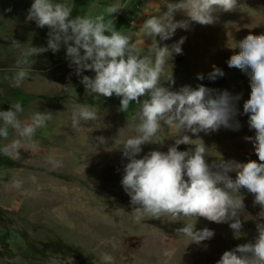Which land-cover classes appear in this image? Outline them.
Wrapping results in <instances>:
<instances>
[{"label": "rangeland", "instance_id": "rangeland-1", "mask_svg": "<svg viewBox=\"0 0 264 264\" xmlns=\"http://www.w3.org/2000/svg\"><path fill=\"white\" fill-rule=\"evenodd\" d=\"M54 2L73 5L72 17L94 19L104 15L106 23V7L121 8L113 14L116 30L132 37L141 56L152 53L154 63L153 41L146 38L143 22L162 15L167 10L165 0H152L147 12L145 0ZM32 3L33 0H0V111L10 110L11 104L18 102L23 108L18 116L22 125L30 124L38 111L51 112L52 118L35 133L37 147L25 145L19 150L21 159L14 160L0 152V264H106L105 254L114 258V264H216L225 251L254 242L256 225L264 223V218L259 217L261 208L254 205V197L246 189H241L244 209L240 213L243 228L239 237L228 224H217L203 217L196 221L184 217L174 220L170 216L151 219L147 215L140 222L134 219L138 206L131 205L121 185L129 161L123 157L120 145L137 134L135 129L140 121L135 113L140 105L132 102L128 113H124L118 111L120 98L94 99L86 93L81 77L69 67L63 45L55 54L50 50L38 56L26 53L31 46L46 47L49 32L47 27L38 28L34 21L26 22ZM214 15L218 17V34L221 30L224 37H227L225 33H233L234 47L249 34L264 35V0H237L235 11ZM118 16L123 19L115 21ZM178 35L175 32L167 41H160L159 37L156 40L161 47H171ZM218 40L225 39L219 36ZM17 42L22 46L18 47ZM191 58L183 51L180 55L172 53L161 79L172 76L175 83L170 86L168 81H163V86L178 91L185 85L193 89L203 85L214 90V96L225 90L232 96L240 94L239 114L235 119L241 127L239 130L221 127L198 135L180 133L194 141L191 145L177 146L178 150L187 151L202 141L208 148L209 164L219 160L259 163L253 143L246 139L255 137V130L249 128L248 115L243 113V104L251 93L249 75L233 67L215 80L208 75H203L201 80L179 68L180 63L187 64ZM17 61H27L24 67L29 77L19 87H9L6 78L18 71ZM82 75L94 77L95 73L85 71ZM81 105L92 106L98 118L73 129L71 114ZM8 131L7 139L0 138V148L22 139L16 130L9 127ZM177 135L174 128L162 127L153 137V143L142 145L137 158L154 150L167 152ZM97 137H104L105 143H99ZM49 157L60 161L62 166L52 168ZM229 175L235 180V172ZM33 176L35 184L30 179ZM16 179L23 181L20 189L12 186ZM185 223L195 224V230L207 227L215 235L197 245L189 237L176 233ZM165 250L171 255L165 256Z\"/></svg>", "mask_w": 264, "mask_h": 264}, {"label": "clouds", "instance_id": "clouds-1", "mask_svg": "<svg viewBox=\"0 0 264 264\" xmlns=\"http://www.w3.org/2000/svg\"><path fill=\"white\" fill-rule=\"evenodd\" d=\"M166 11L160 16H151L144 20L143 29L146 38L153 41V54L141 56L132 37L116 30L113 14L121 8L115 5L106 7L105 16L93 18L76 15L72 17L73 5L58 3L54 0H33L28 9L26 22L34 21L38 28L49 29L47 46L26 49V53L38 56L49 50L55 54L61 46L66 47V59L74 73L81 77L80 83L86 93L93 98L116 96L120 98L118 111L128 113L130 104L140 105L135 116L140 121L136 126V135L120 145L122 155L129 162L124 167L121 185L135 207V217L140 222L143 216L161 219L170 216L194 219L203 217L217 224L226 223L236 237L241 233L240 220L244 209L241 189H246L254 197V205L261 208L260 218H264V35H247L238 45L239 53L227 61L230 68H237L250 77V98L243 104V113L248 115V125L255 130V137H246L253 143L259 163L250 160L240 163L234 160H219L209 164L206 157L208 148L200 144L187 151H179V145H191L194 141L187 134L218 131L221 127L239 130L241 125L235 118L239 114L237 102L241 95H230L226 90L213 95L212 89L199 85L193 89L189 85L178 91L164 87L175 82L172 76L161 79L164 65L172 53L182 54L181 45L185 37L168 47H161L160 41L172 38L177 29L189 30L194 22L200 25H212L217 22V12H232L237 9V0H178L164 4ZM11 9H8L10 11ZM176 13H182L187 19L174 20ZM109 33V34H106ZM17 46H22L17 42ZM27 61H17L18 71L8 80L9 87H19L29 77L24 65ZM250 70V71H249ZM85 71L95 73L94 77L82 75ZM224 72L213 66L208 78L215 80ZM203 80V74H198ZM143 98V99H140ZM23 112L20 103H12L10 110L0 111V138L7 139L9 127L16 130L22 139H16L0 148L4 156L14 160L21 159L19 150L25 145L37 147L33 139L38 129L46 127L51 120V112H36L32 122L22 125L18 116ZM97 111L90 105H81L71 114L72 128L81 123L96 120ZM174 128L178 135L175 144L167 152L150 151L142 158V145L153 143V137L162 127ZM105 143L104 137L96 138ZM94 147V145H92ZM52 168L61 167L60 161L48 158ZM235 172L233 180L229 173ZM36 183V177L30 178ZM23 181L16 179L13 187L20 189ZM37 191L39 187L37 186ZM257 236L254 242L237 245L225 251L216 264H264V223H257ZM178 235L189 237L199 245L211 240L215 233L207 227L195 230V224L185 223L176 229ZM165 256L171 255L169 250ZM106 264H114V258L105 254Z\"/></svg>", "mask_w": 264, "mask_h": 264}, {"label": "crops", "instance_id": "crops-1", "mask_svg": "<svg viewBox=\"0 0 264 264\" xmlns=\"http://www.w3.org/2000/svg\"><path fill=\"white\" fill-rule=\"evenodd\" d=\"M145 1L144 8L147 12L152 0ZM171 1L174 0H169V2ZM182 19H187V17L182 13H176V15H174V20L178 21ZM218 25V22L212 25H200L193 22L189 30H176L179 35L174 38L175 42L179 41L181 36L185 37V42L181 45L182 51L188 57H192L191 59H187V64H179L181 71L185 70L183 72L196 74V76H198V74L208 75L213 71V66L221 69L224 74L233 70V68L227 67V61L232 55L239 53V49L234 47L236 38H234L233 33H225L227 37H224V30L221 29L219 35ZM219 36L225 40L220 42L218 40ZM227 41H229V43Z\"/></svg>", "mask_w": 264, "mask_h": 264}, {"label": "trees", "instance_id": "trees-1", "mask_svg": "<svg viewBox=\"0 0 264 264\" xmlns=\"http://www.w3.org/2000/svg\"><path fill=\"white\" fill-rule=\"evenodd\" d=\"M123 19V17L122 16H118L117 18H116V20L115 21H121ZM34 251H36V253H37V250L36 249H34Z\"/></svg>", "mask_w": 264, "mask_h": 264}, {"label": "bare ground", "instance_id": "bare-ground-1", "mask_svg": "<svg viewBox=\"0 0 264 264\" xmlns=\"http://www.w3.org/2000/svg\"><path fill=\"white\" fill-rule=\"evenodd\" d=\"M2 191V190H1Z\"/></svg>", "mask_w": 264, "mask_h": 264}]
</instances>
